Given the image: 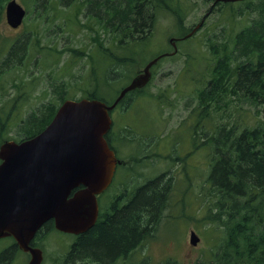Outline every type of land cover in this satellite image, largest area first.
Masks as SVG:
<instances>
[{"label": "rangeland", "instance_id": "obj_1", "mask_svg": "<svg viewBox=\"0 0 264 264\" xmlns=\"http://www.w3.org/2000/svg\"><path fill=\"white\" fill-rule=\"evenodd\" d=\"M17 1L27 10L22 26L19 29L9 26L5 12L0 23V66L11 44L19 38L28 39L26 62L5 72L0 67V126L4 125V139L10 140L22 137L31 120L44 122L47 106L58 107L61 95L66 100H77L94 91L96 73L102 77L110 60L111 81L96 90L111 100L113 92L124 87L154 55L173 51L171 38L189 35L207 15L198 33L179 43L175 56L159 63L145 95L133 97L129 111L119 108L113 115L110 140L116 145L119 137L125 139L127 125L136 135L134 140H123L117 149L122 159L133 157L134 161L129 165V174H124L127 167L118 169L117 183L126 185L129 179L131 187L133 183L161 178V190L166 193L167 202L157 230L138 250L144 257L140 263L171 259L179 264H223L228 233L220 224H206L204 218L207 211L210 216L211 208L217 204L211 193V179H207L211 152L209 147L195 149L193 135L198 129L196 144H200L217 127L231 124L242 131V127L264 122V104L253 97L249 99L245 90L238 92L232 87L235 81L228 80V75L245 63L259 65L264 71V51L246 48L244 38L250 29L262 28L260 11L264 0H250L249 6L234 3L217 7L214 0H181L186 12L183 23L178 24L169 11H161L152 25L150 22L146 38L139 41L124 40L123 34L112 33L109 20L115 19L118 25L124 18L123 8L115 6L114 0L100 7L87 4V0H66L58 12L45 9L44 2ZM125 52L131 55V60L118 64L116 57ZM206 85L209 87L204 100L208 99V103H202L201 93L193 92ZM210 91L208 98L206 94ZM202 106L208 107L205 122H193L191 113L197 110L198 115ZM150 139L155 145L154 157L151 148L141 143ZM167 140L171 141L170 146ZM176 143L178 149L173 151ZM192 230L200 237L196 246L190 244ZM72 241L73 237L55 229L46 231L38 239L44 264H57ZM10 243L0 241V248ZM135 253L126 263L137 264ZM15 254L13 264H22L20 253ZM121 261L118 259L117 263Z\"/></svg>", "mask_w": 264, "mask_h": 264}, {"label": "trees", "instance_id": "obj_2", "mask_svg": "<svg viewBox=\"0 0 264 264\" xmlns=\"http://www.w3.org/2000/svg\"><path fill=\"white\" fill-rule=\"evenodd\" d=\"M10 0H0V23L4 19V12ZM25 0H23L24 2ZM44 2V8L51 12H58L59 7L66 0H35ZM51 1V3H50ZM110 0H87V4L100 5L109 3ZM116 4L123 8L124 18L121 24L115 25L116 20L110 19L112 33L123 34L124 40L139 41L146 38V32L150 28V22L155 20L161 11H169L178 24L183 23L186 12L181 5V0H114ZM216 0H214L215 2ZM250 0L241 3L248 4ZM251 2V1H250ZM229 5L224 3H216ZM124 5V6H123ZM262 28L250 29L244 38L247 47H255L264 51V6L261 9ZM117 13H115V17ZM116 26V27H115ZM115 27V28H114ZM147 30V31H146ZM145 34V35H143ZM28 39H17L6 52V59L1 64L3 72L11 70L15 64L22 66L28 59L27 45ZM123 40L121 41V43ZM17 44V47H16ZM126 45L123 46L126 49ZM88 53L84 58H87ZM131 60V55L124 53L122 57H116L118 64ZM10 64L12 66H10ZM116 65V64H115ZM264 67V63L262 65ZM111 67L110 63L103 68L102 77L96 73L94 80L95 90L89 92L83 98L99 99L105 102H113L118 91L113 92L111 100L99 94L96 90L101 85L108 84ZM94 73V70H93ZM233 79L235 83L232 87L238 92L245 90V95L253 97L264 104V71L260 66L245 63L239 65L230 75L228 80ZM215 87H212L214 89ZM212 94H206L209 98ZM74 99V98H73ZM60 105L65 102L66 96L59 97ZM68 100V99H67ZM60 105H48L43 113V121H30L28 128H25L24 135L18 140L32 138L42 132L53 120ZM205 122V120H204ZM202 124V122H201ZM126 136L118 138L116 145L110 141L111 132L106 135V139L113 145L112 149L118 153V147L123 140H134L136 135L129 125L125 127ZM4 125L0 126V143L10 139L2 136ZM238 128L235 125H226L223 128H215L210 131L200 144L198 129L194 132L193 147L195 149L208 148L211 156L208 161L210 168L208 178L211 179V193L217 198V204L206 212V224H220L228 233L225 241L223 264H264V122L252 126ZM4 134V133H3ZM156 136V135H155ZM150 135V138H155ZM4 139V140H3ZM142 144L150 147L151 156L155 150L153 139L143 140ZM169 146L170 144L167 143ZM178 143L173 145L172 150L177 151ZM176 148V149H175ZM180 159L181 157H177ZM182 159V158H181ZM125 168L124 174H129V165L132 164L133 157L122 159ZM118 173V171H117ZM118 180V176L116 177ZM160 179H154L144 184L133 183L127 180V190L122 198H126L125 206L116 208L108 199L99 213L96 224L85 233L74 237V243L69 247L63 258L57 264H109L108 259L116 261L128 255L137 245H142L149 238L154 236L157 224L160 222V214L163 206L166 205V193L161 190ZM54 229L53 221L45 224V230ZM41 238V236L39 237ZM16 247V245H14ZM167 263L179 264L172 260ZM131 264V263H126ZM149 264V263H146ZM154 264H158L155 262ZM166 264V263H165Z\"/></svg>", "mask_w": 264, "mask_h": 264}, {"label": "water", "instance_id": "obj_3", "mask_svg": "<svg viewBox=\"0 0 264 264\" xmlns=\"http://www.w3.org/2000/svg\"><path fill=\"white\" fill-rule=\"evenodd\" d=\"M26 14L16 0L7 3L5 16L12 28H19ZM203 23L185 38L193 36ZM162 57L152 59L141 73L138 71L113 104L87 98L66 100L44 131L1 145L0 239L13 237L18 247L30 254L28 264H43V250L32 247L31 242L47 222L53 221L59 232L74 235L96 224L98 196L110 187L120 163L105 139L112 125L109 112L125 95L150 82L151 68ZM199 242L192 230L190 244Z\"/></svg>", "mask_w": 264, "mask_h": 264}, {"label": "flooded vegetation", "instance_id": "obj_4", "mask_svg": "<svg viewBox=\"0 0 264 264\" xmlns=\"http://www.w3.org/2000/svg\"><path fill=\"white\" fill-rule=\"evenodd\" d=\"M195 28H193V30H194ZM172 39H174L173 40V42L171 41ZM185 39V37H173V38H171L170 40H169V44H170V46H171V48H172V50L173 51H168V50H164V51H162V53H161V55H163V58H167V57H172V56H175V55H173V53L175 52V51H177V53H178V51H179V47H178V44L179 43H181V42H183V40ZM162 58V59H163ZM146 66V65H145ZM144 66V67H145ZM143 67V68H144ZM156 67H153L152 69H151V72H152V77H151V82H152V80H153V78H154V76H155V74H156ZM139 73H141V71L139 72ZM138 73V74H139ZM137 75V74H136ZM135 75V76H136ZM134 76V77H135ZM133 77V78H134ZM132 78V79H133ZM132 79H130L126 84H124L125 86L124 87H126V86H128L129 84H130V82L132 81ZM150 85V84H149ZM149 85H147V86H145L144 88H142V89H136V90H133V91H131L130 93H128L127 95H125V97L122 99V101L116 106V108L115 109H113L112 111H110V117H111V119H112V121H113V124H112V126L114 125V117H113V115H116L117 113H118V111H119V108H122L123 109V111H129L130 110V108H131V104H132V101H133V97H136V96H139V95H145V93H146V89L149 87ZM208 85H206V86H202L201 88H196L195 90H194V94H198V93H201V95H200V101L202 102V103H204V102H206V103H208V99L205 101L204 100V98H205V92H206V87H207ZM124 87H122V88H124ZM209 87V86H208ZM121 88V89H122ZM120 89V90H121ZM119 90V91H120ZM207 109H208V107H206V106H202V112L201 113H199L198 115L196 114V112H197V110H195V111H193V113H191V116H190V118H192L193 119V122L195 121V122H199V120H200V122H202V124L204 123V120H205V115H206V113H207ZM112 129H110V131L112 132L113 131V127H111ZM193 138H194V135H193ZM199 137L197 136V139H198ZM110 139V138H109ZM113 141H114V139L113 138H111ZM111 141V140H110ZM110 141H107L108 142V144H109V146H110V148H113V145L110 143ZM6 141H4L3 143H5ZM167 143H169L170 144V142L171 141H169V140H167L166 141ZM173 143H174V141H172ZM3 143H1L0 144V147H1V145L3 144ZM176 149V148H175ZM114 150V152H115V154L117 155V157L119 158V159H121L119 162V164H118V166H117V171H119L118 169L120 168V167H124L123 166V160H122V158L119 156V154H117V152L115 151V149H113ZM177 150V149H176ZM3 161L0 159V164L2 163ZM122 165V166H121ZM116 177H117V174H116V176H115V180L113 181V183H112V185L103 193V194H101L100 196H98V201H99V208H100V211H101V209L103 208V206L104 205H106L107 203V201H108V199L112 202V206H113V204L115 205V206H113V207H116V208H119V206L122 208V207H124L125 206V202H126V198H122V196H123V193H124V191L125 190H127V185H120L119 183H117V179H116ZM106 203V204H105ZM45 232H46V230H45V224L41 227V229L37 232V234H36V236H35V238L32 240V242H31V246L32 247H37V248H41L40 246H39V244H38V239H39V237L40 236H42V235H44L45 234ZM66 235H69V236H71V237H73V241H72V243L69 245V247L74 243V237H77L78 235H81V234H78V235H74V234H66ZM2 240H4V241H10L11 243L7 246V247H1L0 248V264H13L14 263V261L16 260V252H18V253H20V255H21V259H22V261H21V263L22 264H28V262L30 261V258H31V256H30V254L29 253H25L24 251H22L19 247H18V245H17V243L15 242V240H14V238L13 237H5V238H2V239H0V241H2ZM14 245H16V247H14ZM144 246H145V244H144ZM141 246L140 245H137L131 252H129L128 253V255H125L124 257H122L121 259L123 260V261H121V264H126V261L130 258V256L134 253V252H136L134 255L136 256V259H137V264H141L140 263V261H141V257H142V253H139L138 252V250H139V248H140ZM146 247V246H145ZM24 258H25V261H24ZM120 259V258H119ZM118 260V259H117ZM117 260L116 261H110L109 262V264H116L117 263ZM144 260V257H142V261ZM115 262V263H114ZM78 264H81V262L79 261L78 262ZM118 264V263H117ZM134 264V263H133ZM143 264V263H142Z\"/></svg>", "mask_w": 264, "mask_h": 264}, {"label": "bare ground", "instance_id": "obj_5", "mask_svg": "<svg viewBox=\"0 0 264 264\" xmlns=\"http://www.w3.org/2000/svg\"><path fill=\"white\" fill-rule=\"evenodd\" d=\"M212 12V11H211Z\"/></svg>", "mask_w": 264, "mask_h": 264}]
</instances>
